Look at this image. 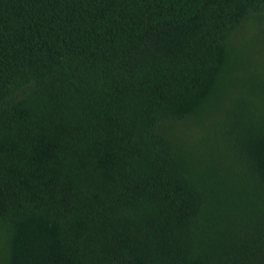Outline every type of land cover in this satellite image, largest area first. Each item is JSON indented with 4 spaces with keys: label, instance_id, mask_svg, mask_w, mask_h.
<instances>
[{
    "label": "trees",
    "instance_id": "16d2710c",
    "mask_svg": "<svg viewBox=\"0 0 264 264\" xmlns=\"http://www.w3.org/2000/svg\"><path fill=\"white\" fill-rule=\"evenodd\" d=\"M0 264H264V0H0Z\"/></svg>",
    "mask_w": 264,
    "mask_h": 264
}]
</instances>
